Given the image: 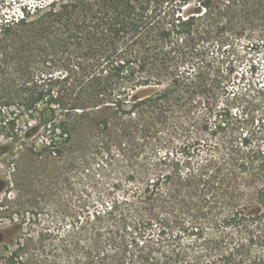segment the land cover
Wrapping results in <instances>:
<instances>
[{"label":"trees","instance_id":"trees-1","mask_svg":"<svg viewBox=\"0 0 264 264\" xmlns=\"http://www.w3.org/2000/svg\"><path fill=\"white\" fill-rule=\"evenodd\" d=\"M5 6L0 137L27 140L26 151L49 173L58 165L86 169L97 159L124 169L110 187L115 197L87 213L85 240L57 250L59 264H196L179 235L201 238L217 221L234 226L264 217V147L258 145L264 83L253 80L254 64L241 73L243 61L232 58L237 36L246 54L264 50V0H11ZM176 137L181 159L168 150ZM158 148L168 151L153 165L147 153ZM50 183L41 189L50 190ZM251 188V201L242 204ZM10 199L0 200V219L21 228L36 204ZM190 214L186 228L181 215ZM27 241L8 251L10 262L34 250ZM258 241L263 253L250 264H264V237ZM204 245L209 255L219 246ZM39 246L44 256L53 251Z\"/></svg>","mask_w":264,"mask_h":264},{"label":"rangeland","instance_id":"rangeland-1","mask_svg":"<svg viewBox=\"0 0 264 264\" xmlns=\"http://www.w3.org/2000/svg\"><path fill=\"white\" fill-rule=\"evenodd\" d=\"M5 2H11V0H0L1 10L6 9ZM235 40L236 49L233 50L232 58L243 61L238 70L241 73H249V66L254 64L256 76L253 80L264 83V50L259 53L251 51L250 54H246V42L239 36ZM259 115L261 119H264V111L259 112ZM213 122L214 120L210 124ZM201 125L204 124L201 123ZM217 138L216 136L208 139L205 135V139L211 142H216ZM258 140V145L264 147V128L261 129ZM25 142L23 138L10 141L0 137V148H3L0 151V200L8 196V199L11 198L15 205H22L29 199L36 204L30 206L35 209L34 214L27 216L21 228L15 226L10 220L0 219V264H59L62 256L57 250L62 246L74 248L75 245L80 244L79 240H85L84 226L87 213L93 211L92 208L98 205V201L109 202L115 197L116 193H111L110 187L113 179L122 175L124 169L122 165L105 168V163L97 159L86 165V169L75 167L72 169L66 165H58L59 170L56 168V172L49 173L46 169H41L37 157L29 155L24 145ZM181 142L180 138L176 137L173 140V146L168 149L178 159L182 158ZM42 145L41 139L38 142V148L41 149ZM7 146H9L8 151L4 149ZM168 150L161 151L159 148V152L150 150L147 153L148 158H152L150 163L156 165V158L163 156ZM201 150L203 152L205 148ZM49 182H54L50 183L52 184L50 190L41 189ZM50 193L54 195L51 196ZM251 195L252 188L246 198H243L242 204L250 202ZM14 208L18 210V207L14 206ZM43 210L49 213L48 216L43 214L45 212H41ZM181 218L188 228L192 215H181ZM202 220L204 221L205 218L203 217ZM112 226L114 224L110 221L104 226L103 233L106 238ZM188 234L179 235L177 241L181 247L187 248L191 258L192 256L198 257L199 262L196 264H210L211 261L228 255L231 256L230 264H250L255 257L263 253V244L258 239L264 237V217L260 220L247 219L234 226H226L217 221L213 227L203 228L201 238ZM20 240H28L27 242L34 245V250L27 252L23 259L17 258L10 262L8 251L14 250L15 244ZM37 240L41 244L36 245ZM206 240L215 241L219 245L210 255L204 245ZM192 244H195L193 252L188 249ZM39 245H47L53 250L52 253L48 257L42 255L44 249ZM129 253L132 258L134 252L130 249Z\"/></svg>","mask_w":264,"mask_h":264}]
</instances>
